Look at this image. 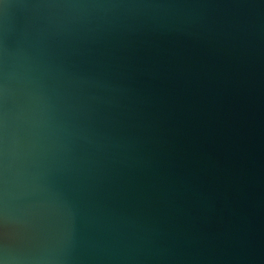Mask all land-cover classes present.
Masks as SVG:
<instances>
[{
  "label": "water",
  "instance_id": "95a60500",
  "mask_svg": "<svg viewBox=\"0 0 264 264\" xmlns=\"http://www.w3.org/2000/svg\"><path fill=\"white\" fill-rule=\"evenodd\" d=\"M0 264H264V0H0Z\"/></svg>",
  "mask_w": 264,
  "mask_h": 264
}]
</instances>
